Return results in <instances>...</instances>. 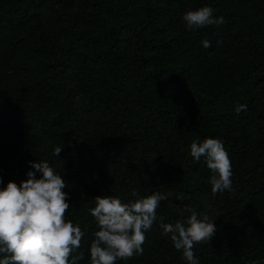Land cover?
<instances>
[{
	"label": "trees",
	"instance_id": "16d2710c",
	"mask_svg": "<svg viewBox=\"0 0 264 264\" xmlns=\"http://www.w3.org/2000/svg\"><path fill=\"white\" fill-rule=\"evenodd\" d=\"M204 6L224 23L189 29L183 14ZM205 138L229 155L230 191L213 194L190 155ZM40 161L67 184L77 264H90L94 198L132 190L167 199L143 255L116 264H187L159 226L187 208L217 228L199 264H264V0H0V189Z\"/></svg>",
	"mask_w": 264,
	"mask_h": 264
},
{
	"label": "clouds",
	"instance_id": "9594fccd",
	"mask_svg": "<svg viewBox=\"0 0 264 264\" xmlns=\"http://www.w3.org/2000/svg\"><path fill=\"white\" fill-rule=\"evenodd\" d=\"M182 19L189 29L224 23V18L214 17L213 9L207 6L185 12ZM201 44L205 49L211 47L209 40ZM242 109L246 110V105H238L235 111L239 114ZM62 148L63 145L54 148V155L59 156ZM190 155L196 161L205 158L212 173L209 183L213 194L231 190V161L219 139L193 141ZM29 163L32 170L26 173V180L19 185L9 181L0 189V264H77L83 259V253L77 250L84 232L79 225L65 220L70 208L68 194L63 191L67 184L48 162ZM130 195L137 197L134 202L123 203L111 196L94 198L95 207L89 211L98 230L90 244V264H116L117 260L143 255L145 232L153 225L156 209L167 196L153 192L139 197L135 190ZM186 211L190 213L186 220L159 226L187 264H199L193 248L208 243L217 228L208 215L201 219L195 210Z\"/></svg>",
	"mask_w": 264,
	"mask_h": 264
}]
</instances>
